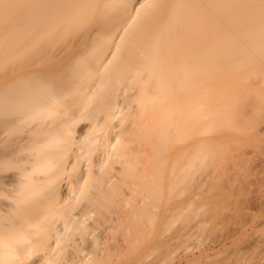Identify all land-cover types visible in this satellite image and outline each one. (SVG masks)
I'll return each mask as SVG.
<instances>
[{
    "label": "bare ground",
    "instance_id": "1",
    "mask_svg": "<svg viewBox=\"0 0 264 264\" xmlns=\"http://www.w3.org/2000/svg\"><path fill=\"white\" fill-rule=\"evenodd\" d=\"M9 7L18 21L0 28V264H159L150 257L166 254L168 225L183 219L169 196L213 153L197 138L212 115L198 93L235 87L249 67L264 80L246 60H264V0Z\"/></svg>",
    "mask_w": 264,
    "mask_h": 264
},
{
    "label": "rangeland",
    "instance_id": "2",
    "mask_svg": "<svg viewBox=\"0 0 264 264\" xmlns=\"http://www.w3.org/2000/svg\"><path fill=\"white\" fill-rule=\"evenodd\" d=\"M19 4L0 0L1 29L17 27L6 25L18 20L5 11ZM257 59L246 57L264 72L263 57L260 64ZM251 71L240 70L235 87L228 83L198 93V108L212 115L200 119L197 138L209 141L213 153L194 174L183 177L181 194H170V204L178 201L184 207L183 219L178 228L169 223L170 247L162 257L153 254V262L187 258L192 264H264V80L253 82ZM176 194L181 198L173 200Z\"/></svg>",
    "mask_w": 264,
    "mask_h": 264
}]
</instances>
